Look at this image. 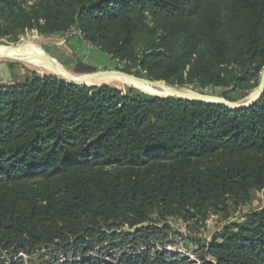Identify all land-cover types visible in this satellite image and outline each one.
I'll return each mask as SVG.
<instances>
[{"label": "trees", "instance_id": "trees-1", "mask_svg": "<svg viewBox=\"0 0 264 264\" xmlns=\"http://www.w3.org/2000/svg\"><path fill=\"white\" fill-rule=\"evenodd\" d=\"M75 27L174 86L251 90L264 68V0H0V39ZM262 188L264 94L234 110L57 77L0 85V264L41 246L51 264H187L161 250L167 226L144 224L228 219ZM123 226L138 228L110 232ZM205 250V264H264V210Z\"/></svg>", "mask_w": 264, "mask_h": 264}, {"label": "rangeland", "instance_id": "rangeland-1", "mask_svg": "<svg viewBox=\"0 0 264 264\" xmlns=\"http://www.w3.org/2000/svg\"><path fill=\"white\" fill-rule=\"evenodd\" d=\"M23 1L26 7L33 6L36 3V0ZM29 40L42 47L45 52L47 51L46 53L51 58L56 60L74 75L118 72L152 83H164L169 87L189 92L222 97L232 105H241L248 103V101L250 102L251 96L260 87V82L264 75L263 68L259 76L258 85L251 90H239L234 87L223 89L170 85L165 81L153 80L148 77L146 73L137 72L135 68H132L131 72H127V64L125 62H121L118 59L113 58V56L101 52L92 44L88 43L84 39L80 30L76 27L67 32L48 36L41 35L36 30L27 31L18 42L0 39V45L12 47ZM43 74L44 73H40L38 70L18 61L0 60V85L14 86L16 84L24 83L34 77H60L57 75ZM59 79L68 82L65 78L63 79L60 77ZM107 86L122 90L125 93L129 90H135L145 94L144 92L130 87H120L117 85ZM262 210H264V188L254 191L250 201L238 206L232 205L231 216L228 219H223L219 213L212 211L206 222H196L195 220L186 222L177 218H168L163 222H149L144 225L156 224L158 227H168L167 236L170 243L165 247H161L162 251L178 255L182 259H185L187 264H205L206 262L215 263V260L207 255L205 246L212 243L215 236L221 234L226 227L235 224H243L249 215ZM137 228L131 229L128 226L115 227L110 232H118L120 234L124 232L132 233L135 232ZM1 254L9 264L18 259H21L23 264H51L54 261V257L59 256V253L55 250L54 246H41L33 251L32 254L14 251L10 252L7 250H1ZM59 258L60 263H62L63 257L60 256Z\"/></svg>", "mask_w": 264, "mask_h": 264}, {"label": "bare ground", "instance_id": "bare-ground-1", "mask_svg": "<svg viewBox=\"0 0 264 264\" xmlns=\"http://www.w3.org/2000/svg\"><path fill=\"white\" fill-rule=\"evenodd\" d=\"M46 52L42 47L38 46L31 40L12 47L0 45V60L18 61L38 70L40 73L57 75L67 80L77 79V82L87 86L117 85L120 87H130L144 93L160 96H175L177 93L175 90H179L178 88L169 87L164 83H152L118 72L74 75L56 60L51 58ZM45 59L51 60L54 63L55 68L45 63ZM180 90L185 96H189L193 93L182 89ZM260 94L261 88H258V90H256L251 96L250 102L255 101L256 98L258 99Z\"/></svg>", "mask_w": 264, "mask_h": 264}, {"label": "water", "instance_id": "water-1", "mask_svg": "<svg viewBox=\"0 0 264 264\" xmlns=\"http://www.w3.org/2000/svg\"><path fill=\"white\" fill-rule=\"evenodd\" d=\"M45 63H47L51 67L55 68L54 63L51 60L45 59ZM67 81L69 83H71V84L87 86V85H84V84H81V83L77 82V79H70V80H67ZM93 86H96V85H93ZM259 88H261V94L259 95L258 99H256L253 102H250V103L248 102V103L241 104V105H232L225 98L216 97V96L208 95V94H204V93H194L193 92L192 93L193 95L191 94L189 96H185L184 93L180 89L179 90H175L177 92L175 96H160V95H153V96H157V97H161V98H177V99L187 100V101H199V102H207V103H217V104H222V105H224L226 107H229L231 109L238 110V109L250 107V106L254 105L256 102H258L261 99L262 95L264 94V75H263V77L261 79ZM145 94H148V93H145ZM148 95H152V94H148Z\"/></svg>", "mask_w": 264, "mask_h": 264}]
</instances>
